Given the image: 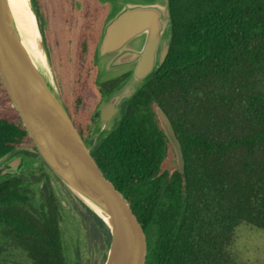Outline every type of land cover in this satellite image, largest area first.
Returning a JSON list of instances; mask_svg holds the SVG:
<instances>
[{"label": "trees", "instance_id": "obj_1", "mask_svg": "<svg viewBox=\"0 0 264 264\" xmlns=\"http://www.w3.org/2000/svg\"><path fill=\"white\" fill-rule=\"evenodd\" d=\"M168 2L167 59L92 154L145 231L146 264H239L232 251L237 228L264 230V0ZM85 19L69 110L88 141L98 104L130 73L85 85L96 57L87 44L95 21L91 4ZM7 103L0 108V161L25 153L39 157L45 169L6 172L0 179V264H68L52 175L58 179L9 107L8 93ZM156 104L181 142L184 178L179 170L169 174ZM95 225L93 238L105 250L109 240Z\"/></svg>", "mask_w": 264, "mask_h": 264}, {"label": "water", "instance_id": "obj_2", "mask_svg": "<svg viewBox=\"0 0 264 264\" xmlns=\"http://www.w3.org/2000/svg\"><path fill=\"white\" fill-rule=\"evenodd\" d=\"M33 16L37 19L35 30L40 42L42 35L35 12ZM171 20L168 0L134 1L124 4L105 24L97 59L103 61L105 70H131L126 81L99 109V120L108 133L122 121L129 101L166 61ZM0 76L38 153L107 236L109 245L103 264H146L145 231L131 203L106 177L93 156L99 142L96 140L91 146L80 134L56 85L47 56L40 44L35 51L24 38L7 0H0ZM153 113L168 144L165 159L172 168L169 174L179 170L184 178V154L172 122L160 104L154 106ZM19 162L20 158L11 162L8 172L15 173ZM165 169L162 167L161 171Z\"/></svg>", "mask_w": 264, "mask_h": 264}, {"label": "rangeland", "instance_id": "obj_3", "mask_svg": "<svg viewBox=\"0 0 264 264\" xmlns=\"http://www.w3.org/2000/svg\"><path fill=\"white\" fill-rule=\"evenodd\" d=\"M85 1L35 0L36 11L34 12L38 18V25L42 35L41 43L39 42L40 48L47 56L56 85L65 104L70 109L74 94L73 78L76 42L83 22L82 11ZM134 1L153 2L158 0H94V2H98L100 7L104 5V8L99 11V22L95 25V38L97 41L100 39L105 24L119 13L124 4ZM159 1L163 2L164 0ZM91 50L93 53L96 52V43H93ZM94 62L95 69L85 78V85L88 87L93 85L94 82L106 81L123 70V72L128 71L127 68L121 71L105 70L103 61L98 60L97 56L94 58ZM110 97L111 94L101 101L99 109L104 103L109 101ZM6 104H8L6 88L0 76V108ZM11 106H13L12 102L9 104V107ZM105 127H102L99 119L94 122L92 134L88 139V143L91 146L96 144V140L98 143L108 134ZM26 149L36 154V150L33 147ZM16 158H20V162L15 169L17 172L25 170L38 175L41 170L45 169L39 157L22 153L13 158H6L0 161V179L11 168L10 163ZM52 174L54 173L52 172ZM56 178L58 179L57 176ZM52 183L62 204V232L67 263L103 264L107 257L108 247L105 250L102 249L100 243L96 242L92 235L93 226L96 224V228H99V223L93 217L86 215L87 208L53 175ZM76 201L80 204V208L75 204ZM232 251L236 255L239 264H264V230L248 225L239 226Z\"/></svg>", "mask_w": 264, "mask_h": 264}, {"label": "bare ground", "instance_id": "obj_4", "mask_svg": "<svg viewBox=\"0 0 264 264\" xmlns=\"http://www.w3.org/2000/svg\"><path fill=\"white\" fill-rule=\"evenodd\" d=\"M7 3L24 38L37 51L39 36L35 30V22H37V19L33 16V12L36 11L35 0H7ZM39 58L41 61L43 60L41 56Z\"/></svg>", "mask_w": 264, "mask_h": 264}, {"label": "flooded vegetation", "instance_id": "obj_5", "mask_svg": "<svg viewBox=\"0 0 264 264\" xmlns=\"http://www.w3.org/2000/svg\"><path fill=\"white\" fill-rule=\"evenodd\" d=\"M92 6V8H94V15H95V21L91 24V28L90 30L88 31V40H87V44H88V48L92 49V46H93V43H96V53H97V49H98V46H99V43L101 41V38H102V35H103V30H102V33H101V36H100V39L97 41L96 38H95V29H96V24L99 22V11L102 10L104 8V5L103 6H99L98 2H94V0H86L85 3H84V6H83V11H82V24L80 26V30H79V33H78V36H77V42H76V50H77V45H78V42H79V37H80V34H81V31L83 29V27L85 26L86 24V19H85V14H86V10H87V7L88 5ZM104 29V28H103ZM95 63V62H94ZM126 72H131V70L128 69V71ZM126 72H123L121 73L120 75L126 73ZM120 75H117V76H120ZM130 76V74H129ZM128 76V77H129ZM114 77V76H113ZM112 78V77H111ZM110 79V78H109ZM126 81V80H125ZM110 95V94H108ZM107 95V96H108ZM106 97V96H105ZM104 97V98H105ZM103 100V99H102ZM101 103V102H100ZM100 103L98 104L97 106V112L99 113V106H100ZM100 116V115H99ZM99 119V117L95 118L93 120V127H94V122ZM88 142V141H87ZM9 170V169H8ZM8 170L6 172H8Z\"/></svg>", "mask_w": 264, "mask_h": 264}]
</instances>
